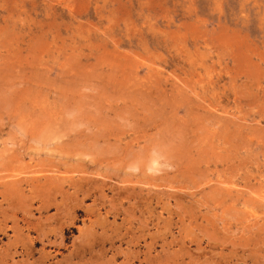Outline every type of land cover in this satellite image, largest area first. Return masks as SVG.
<instances>
[{"label":"rangeland","instance_id":"rangeland-1","mask_svg":"<svg viewBox=\"0 0 264 264\" xmlns=\"http://www.w3.org/2000/svg\"><path fill=\"white\" fill-rule=\"evenodd\" d=\"M0 180V264H264V0H0Z\"/></svg>","mask_w":264,"mask_h":264},{"label":"bare ground","instance_id":"bare-ground-1","mask_svg":"<svg viewBox=\"0 0 264 264\" xmlns=\"http://www.w3.org/2000/svg\"><path fill=\"white\" fill-rule=\"evenodd\" d=\"M179 96H180V95H179ZM14 163H15V162H14ZM161 164H162V163H161ZM48 170H49V169H48ZM19 177H20V176H19ZM12 178H13V177H12ZM28 178H29V177H28ZM39 178H40V176H39ZM70 178H71V177H70ZM5 179H6V178H5ZM15 179H16V178H15ZM109 179H110V178H109ZM0 181H1V180H0ZM10 182H11V181H10ZM18 183H19V182H18ZM18 183H17V184H18ZM222 183H223V182H222ZM15 184H16V183H15ZM220 184H221V183H220ZM11 185H12V184H11ZM11 185H10V186H11ZM104 186H105V185H104ZM102 187H103V186H102ZM5 188H8V189H9V187H5ZM44 188H45V187H44ZM125 188H126V187H125ZM125 188H124V189H125ZM251 188H252V187H251ZM10 190H12V189H10ZM240 190H241V189H240ZM0 191H1V190H0ZM71 193H72V192H71ZM117 193H118V192H117ZM121 193H123V192H121ZM121 193H120V194H121ZM6 194H7V193H6ZM8 194H9V193H8ZM46 194H47V193H46ZM142 195H143V194H142ZM10 196H11V195H10ZM21 197H22V196H21ZM0 198H1V197H0ZM6 198H7V197H6ZM19 198H20V197H19ZM35 198H36V197H35ZM38 198H39V197H38ZM125 198H126V197H125ZM14 199H15V198H14ZM21 199H22V198H21ZM31 201H32V199H31ZM105 202H106V201H105ZM47 203H48V202H47ZM48 204H49V203H48ZM133 204H134V203H133ZM37 205H38V204H37ZM21 206H22V205H21ZM92 210H93V209H92ZM3 211H4V210H3ZM22 211H23V210H22ZM61 215H62V214H61ZM26 217H27V216H26ZM99 219H100V218H99ZM47 221H48V220H47ZM102 221H103V220H102ZM13 223H14V222H13ZM43 234H44V233H43ZM41 236H42V235H41ZM124 236H125V235H124ZM14 238H15V237H14ZM14 238H13V239H14ZM42 238H43V237H42ZM58 238H59V237H58ZM251 241H252V240H251ZM15 242H16V241H15ZM41 242H42V241H41ZM32 245H33V243H32ZM43 245H44V244H43ZM43 245H42V246H43ZM80 246H81V245H80ZM78 247H79V246H78ZM82 248H83V247H82ZM85 248H86V247H85ZM98 248H99V247H98ZM92 250H93V249H92ZM210 264H211V263H210Z\"/></svg>","mask_w":264,"mask_h":264}]
</instances>
